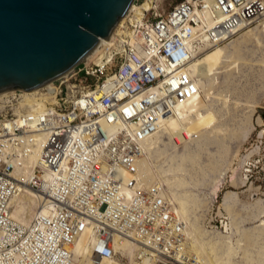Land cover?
Listing matches in <instances>:
<instances>
[{"label":"built area","instance_id":"1","mask_svg":"<svg viewBox=\"0 0 264 264\" xmlns=\"http://www.w3.org/2000/svg\"><path fill=\"white\" fill-rule=\"evenodd\" d=\"M142 1L95 60L0 96V264L190 261L161 178L146 183L139 165L164 117L200 101L194 56L261 22L264 0ZM26 187L28 223L12 206Z\"/></svg>","mask_w":264,"mask_h":264},{"label":"rangeland","instance_id":"2","mask_svg":"<svg viewBox=\"0 0 264 264\" xmlns=\"http://www.w3.org/2000/svg\"><path fill=\"white\" fill-rule=\"evenodd\" d=\"M178 1L165 0L162 7L168 11ZM221 46L226 61L203 71L200 101L182 107L152 141L151 153L158 174L185 172L184 182L170 177L166 195L168 190L169 200L184 212L191 254L200 246L206 264H264V26ZM175 136L182 145L174 144ZM158 144L165 146L156 149ZM233 166L236 173L220 183ZM247 169L250 179L244 180ZM216 184L220 190L211 196ZM221 203L225 213L228 205L235 213L230 219L217 215L216 227L208 228L213 207Z\"/></svg>","mask_w":264,"mask_h":264},{"label":"water","instance_id":"3","mask_svg":"<svg viewBox=\"0 0 264 264\" xmlns=\"http://www.w3.org/2000/svg\"><path fill=\"white\" fill-rule=\"evenodd\" d=\"M135 0H0V92L32 90L81 63Z\"/></svg>","mask_w":264,"mask_h":264},{"label":"bare ground","instance_id":"4","mask_svg":"<svg viewBox=\"0 0 264 264\" xmlns=\"http://www.w3.org/2000/svg\"><path fill=\"white\" fill-rule=\"evenodd\" d=\"M148 3H149V1H146V2L142 1V3L140 5H136L133 3L129 9H131L132 11L140 10V9L146 7L148 5ZM126 15H124L119 20V22L115 26L111 36H109L108 38H102L99 42L104 43L105 41L110 40L111 38H114L115 36H117L119 34V28L121 27V25H123V24L125 25ZM259 24L264 26V18L261 20V22L255 24L253 26H256ZM253 26H248V27L243 28L235 37H237L240 33L247 31L248 29H250ZM235 37H233L231 40H229L225 43L232 41ZM221 45H222V43L217 44L213 47H210V46L202 47L201 51L198 54H196L194 56V58L192 59V61L190 62L188 69L190 70L191 74L193 76H195L196 80L198 81V83L201 87V92L203 89V79H202L203 71L205 69H209V70L216 69L218 66H221L224 61H226V56L224 54V51H223V48ZM98 50H99V47L96 46L89 54H87L84 57L83 60H85L87 62L92 61L93 59L95 60V54L97 53ZM32 90H34V89H32ZM7 91L0 92V96L7 94L8 93ZM27 91H30V90H27ZM185 106H187V102L183 103L181 106L176 108L172 115H168L167 117H164L161 129L159 131L155 132L151 136V138L147 141V151H146V154L143 157V159L141 160L140 165H139L140 171L143 174L144 178L146 179V183L154 182L157 177L161 178V186L163 187L164 193H166V189H167L168 184H170L172 182V181H170L171 180L170 177L175 178V181H177V182H184L186 179L185 172L182 169H180L174 173L167 172V173L161 174V175L158 174L157 167L153 162V159H154L153 154L151 153L152 141L155 140L156 137L163 131V129L176 118L179 111L182 109V107H185ZM174 144L182 145L181 141L174 142ZM164 146H165L164 144H158L156 146V149H158L159 147H164ZM250 160L245 161V164H244L245 168L249 165ZM250 171H251V169L246 170V173L243 175L244 180L250 179V177H249ZM235 173H236L235 166L230 167L226 172H224L222 174V179H220L219 182L221 183V182H223V180H227L228 176H230V175L232 176ZM175 181H173V183ZM219 190H220V186H219V184H216L214 187L211 188L209 194L211 196L216 195V194H218ZM177 193H180V191H178ZM167 195H170V192L168 190H167ZM167 195H166V198L172 204L173 210L176 212V214L179 216L181 221L184 223L185 233H186L187 238H188V250H189V252H191L192 250H191L190 246L192 245V239L190 238V235H189L188 223H187V220H185L184 212L182 214V211L180 210V208L178 206H176L177 207L176 208L175 205L169 200V199H171V197L170 196L168 197ZM175 196L178 197V194H176ZM37 197H38V194L34 190H32L30 187H26L25 189L22 190V192L19 195L14 197V199L12 201L13 202L12 206H13V217H14V219L17 221H20V222L28 223L30 221V219L32 218V216L34 215V212L38 206ZM224 207L225 206L222 203L218 206L213 207V210H212L213 212H212V214H210L212 221H211V223H208L209 224L207 226L208 228L213 229L216 227L215 218L217 217V215L224 216L226 214L229 215V213L230 214L235 213V210L232 207V205H228L229 213H227V212L225 213ZM185 210H187V209H185ZM229 219H230V215H229ZM261 225L264 226V222ZM229 231H230V223H228L226 225V233L229 234ZM194 242H197V247H198L199 242L196 238L194 239ZM204 254H205V250L203 249V247L199 246V248H197L195 254L190 253V258H191L190 261H185L184 264H206Z\"/></svg>","mask_w":264,"mask_h":264}]
</instances>
